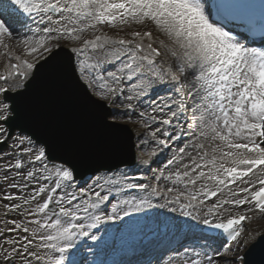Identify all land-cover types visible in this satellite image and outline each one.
Instances as JSON below:
<instances>
[{"label":"snow or ice","instance_id":"1","mask_svg":"<svg viewBox=\"0 0 264 264\" xmlns=\"http://www.w3.org/2000/svg\"><path fill=\"white\" fill-rule=\"evenodd\" d=\"M0 55L15 61L0 74L15 80L0 87L10 157L0 179L20 193L0 200L3 215L22 217L0 229L17 233L0 264H249L241 237L264 215V0H0ZM42 73L60 85L61 108L94 109L109 130L138 126L134 166L152 174L147 183L127 166L85 178L16 130L11 93ZM153 209L173 215L150 226L149 260L107 259L111 233Z\"/></svg>","mask_w":264,"mask_h":264},{"label":"water","instance_id":"2","mask_svg":"<svg viewBox=\"0 0 264 264\" xmlns=\"http://www.w3.org/2000/svg\"><path fill=\"white\" fill-rule=\"evenodd\" d=\"M37 82V83H36ZM53 84V80L51 78V76L47 73H42V75L31 84V87H29L28 91L25 92V97L30 99L31 101L35 102V110L34 108H32L33 105H30L31 110H27V112H36V109L38 110V115L35 117L34 115H32L31 113H29L28 121L30 122H39L41 125L43 123L44 126H46L48 124V122L52 120H56L57 117V113L58 110H54L55 107L53 106L55 103L53 102V100L51 99V91H46L43 96H40V90L43 89H48L50 90L51 85ZM55 87V86H54ZM17 111L18 114H20V110L17 107ZM51 113V115H47L46 118L44 117L45 113ZM54 135V133H53Z\"/></svg>","mask_w":264,"mask_h":264},{"label":"rangeland","instance_id":"3","mask_svg":"<svg viewBox=\"0 0 264 264\" xmlns=\"http://www.w3.org/2000/svg\"><path fill=\"white\" fill-rule=\"evenodd\" d=\"M140 30H142V27H141ZM157 38L158 39H163V37L160 36V35H158ZM11 43H12V50L16 54H22L21 51H20V49L16 48L15 47V44L13 42H11ZM11 61H14V60H11ZM11 61H9L7 59V57L0 55V74L2 72H4V71H7V72L9 71V65H8V63H10ZM0 158L1 159H5L6 158V155H3V153H1L0 154ZM9 160H10V158H9ZM9 160H7V161H9ZM4 163L5 162H2L0 164H4ZM2 175H3V173L0 172V177H2ZM10 175H13L14 176L13 173H10ZM11 182H13V181L12 180L4 181L3 179H0V197H2L4 194H6L8 192L16 193V190L15 189L8 187V184L11 183ZM13 219H22V217L16 216V217H13L11 219H8V218L4 217L3 214H0V229H7V228L14 227V225H12L11 223H9L7 225L4 223L6 220L10 221V220H13ZM263 224H264V222H263ZM3 233L5 234V239L6 238H12V235L13 234L15 236H17V233H14V232L4 231ZM4 240L3 241L0 240V245H2L3 247L6 248V247H8V245L4 243Z\"/></svg>","mask_w":264,"mask_h":264},{"label":"bare ground","instance_id":"4","mask_svg":"<svg viewBox=\"0 0 264 264\" xmlns=\"http://www.w3.org/2000/svg\"><path fill=\"white\" fill-rule=\"evenodd\" d=\"M10 65V64H9ZM0 259H2V258H0Z\"/></svg>","mask_w":264,"mask_h":264}]
</instances>
